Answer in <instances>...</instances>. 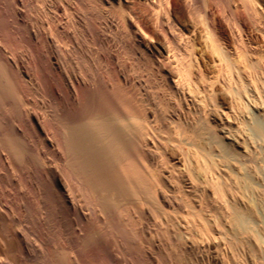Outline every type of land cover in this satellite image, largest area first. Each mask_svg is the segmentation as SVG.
<instances>
[{
  "label": "bare ground",
  "instance_id": "bare-ground-1",
  "mask_svg": "<svg viewBox=\"0 0 264 264\" xmlns=\"http://www.w3.org/2000/svg\"><path fill=\"white\" fill-rule=\"evenodd\" d=\"M5 1L0 185L38 158L36 128L52 124L57 148L40 147L36 173L54 182L61 212L72 207L70 243L104 234L120 264L119 241L141 264H264V0ZM31 8L52 22L24 36L50 51L32 41L25 60L14 43L39 15ZM38 68L53 80L51 119L22 80ZM12 201L0 209L15 224ZM2 216L0 264H11L26 225L10 230Z\"/></svg>",
  "mask_w": 264,
  "mask_h": 264
},
{
  "label": "rangeland",
  "instance_id": "rangeland-1",
  "mask_svg": "<svg viewBox=\"0 0 264 264\" xmlns=\"http://www.w3.org/2000/svg\"><path fill=\"white\" fill-rule=\"evenodd\" d=\"M1 2H0V18H1V21H0V25H1V23L4 25V26H1L0 27V36H1V34L2 33H4V31L5 30H3V29H6V27L7 26H5V21H7L6 20V18H2L3 16H5V0H3V4H2V0H0ZM35 1H39V0H35ZM40 2H42V1H40ZM40 2H37V4H39ZM1 4H2V7L4 8H1ZM44 7V6H43ZM32 9V8H31ZM37 9V8H36ZM36 9H32L31 10V14L32 15H35L36 16V14H39V11L38 10H36ZM45 9V8H44ZM3 11V12H2ZM46 11V10H45ZM49 11H47V12H41V13H43V14H39V15H37L36 17H35V19L33 20V21H29L28 22V20L27 19H25L24 20V22H23V25L22 26H24V27H22V26H20V27H22V28H25V30L27 29V30H34V29H36V28H38L39 26H36L35 27V25H36V23H37V25H39L40 24V18H43V19H46V20H48L49 19V21H51V19H52V17H50V13H48ZM4 13V14H3ZM36 13V14H35ZM46 13H48V14H46ZM2 14H3V16H2ZM46 15H49V16H46ZM53 15V14H52ZM2 16V17H1ZM45 17H48V18H45ZM39 18V22H37V19ZM51 18V19H50ZM2 19H4V20H2ZM27 20V21H26ZM5 23H4V22ZM26 22V23H25ZM35 22V23H34ZM46 22H48V21H46ZM52 22V21H51ZM28 23V24H27ZM34 23V24H33ZM39 23V24H38ZM50 23V22H49ZM26 24V25H25ZM28 25V26H27ZM29 25H30V27H29ZM34 26V27H33ZM2 27H5V28H2ZM29 27V28H28ZM21 28V29H22ZM23 31H24V33L22 34L23 36L21 37V39H19V40H21V42L20 41H18L17 40V38H16V40H17V44H15L14 43V46L16 47V49L18 50V52H20L19 50H21V53L22 52H24V55L23 54H21V53H19L20 55H22L23 57H24V59L26 60L27 58V56L26 55H28V51H30V48L33 46L32 45V43L33 44H35L34 45V47L35 48H40V47H42L43 46V50H44V48L45 47H48L49 48V45H47L48 43H44V45H43V39L41 38V37H34L33 38V40L32 41H34V42H32L31 41V39H32V37L31 38H29V39H27L26 38V36H24V34H27V30L25 31L24 29H22ZM22 30H20V31H22ZM35 31V30H34ZM22 33V32H21ZM52 33H53V35L55 34L53 31H52ZM56 35V34H55ZM26 38V39H25ZM36 39H38L37 41L38 42H42L41 44H39V43H37V41H35ZM41 39H42V41H41ZM30 40V41H29ZM1 41V40H0ZM24 41V42H23ZM22 43L23 42V44L22 45H18V43ZM28 42V43H27ZM32 42V43H31ZM1 44H3V43H1L0 42V45ZM30 44L32 45L31 47H30ZM27 45H29V46H27ZM18 46H21V47H23V49H21V47H18ZM27 46V47H26ZM40 46V47H39ZM25 47V48H24ZM26 48L28 49V50H26ZM48 48H45V49H47L46 51L48 52V51H50V49H48ZM31 49H33V48H31ZM26 51V53H25V51ZM49 53V52H48ZM47 53V54H48ZM22 57V58H23ZM43 69V68H42ZM41 68H38L37 70L38 71H33V74L31 75V77L30 76H28L27 74H23L22 75V80H23V82L24 81H26V78H27V81H26V84H25V82H24V84L25 85H27V86H29V87H33L34 89H35V91H34V94H35V92H37L36 94H35V97H36V101H37V104L39 105H37V108L38 107H43L42 109H38L39 111H41V113H44V115L47 117H49V119H51L52 118V114L54 115V114H56V112H55V108H52V107H54V105H53V99H50V98H52V96H51V93H49L50 92V87L51 86H53V83H51L53 80H52V78H50L51 76H50V72L47 70V71H45V73H44V70L45 69H43L42 70ZM42 71V72H41ZM37 72V73H36ZM41 73V74H40ZM37 75H39V76H37ZM42 75V76H41ZM46 78H45V77ZM36 77V78H35ZM39 77V78H38ZM25 78V79H24ZM31 78V79H30ZM34 78V79H33ZM41 78V79H40ZM35 79H36V81H35ZM39 82H38V81ZM45 80H47L46 82H45ZM48 80H50V81H48ZM52 80V81H51ZM5 81H6V79H5ZM8 81V80H7ZM6 81V82H7ZM28 81H30V82H28ZM34 82L35 83H37L36 85H34ZM45 82L46 84H44L43 85V83ZM28 83V84H27ZM31 83V84H30ZM33 83V84H32ZM42 84V85H41ZM51 84V85H50ZM32 85V86H31ZM49 85V86H48ZM35 86V87H34ZM45 87V88H44ZM47 87H49V89L47 88ZM47 88V89H46ZM44 90V91H43ZM46 90V91H45ZM49 91V92H48ZM50 96H49V95ZM48 97H50V98H48ZM43 102H41L40 100ZM38 100H39V102H38ZM48 100H51V101H48ZM48 101V102H47ZM52 104H51V103ZM48 103H50V104H48ZM45 104H46V109H45ZM48 104V105H47ZM51 110H50V109ZM43 110V111H42ZM52 110H54V111H52ZM45 111V112H44ZM3 112V111H2ZM1 113V112H0ZM46 113V114H45ZM50 113V114H49ZM3 117V113L2 114H0V122H1V118ZM47 117V118H48ZM46 124H43L42 125V127L43 128H39V127H37L36 128V132L40 135V136H38L39 137V140H37V143H35L36 145L34 146H30L31 144H28L31 148H32V150L34 151V154L36 153L37 155H38V158L36 157V159H32V161H30V162H28L26 165H27V169H25L26 168V165H23V164H20L21 165V167H22V172L21 173H18L19 171L18 170H13L14 172H16L15 174L18 176V178H17V176H16V180H15V175L14 176H12L13 175V171H12V173H11V171H10V173L11 174H9V177H11L12 179H14V181H12V182H15L14 184L13 183H8V182H6V181H4L3 182V184L4 185H0L1 187H0V207H2L1 206V204H5L6 203V201L7 202H9V201H12L13 203H14V206H17L18 208H19V210H18V208H17V210H18V212H17V210H16V212H14L15 214H17V216H18V218H19V215H21L22 217H20L19 218V220H18V222L19 223H15L17 226H15V224H13V223H10V221H8L9 219H7L8 217H9V213H10V211H6V210H4V211H2L1 209H0V215L2 216V215H4V216H2L5 220H6V224H7V228H9L10 230H12V229H15L16 230V228H18V226H20V225H26L25 227H27V229H25V227L23 228V226L20 228H18L17 230L19 231V232H22V234L24 235V239H25V241H19V245H18V247L16 248V253H15V258L16 259H14L13 258V261H12V263L14 262V264H40V262H41V264H44L43 262H45V264H56V261H57V264H63V262H64V264L66 263V264H120V263H117V262H114V261H116L115 260V258H114V256H113V254H112V251H111V249L112 248H110L108 245H106L105 244V241H104V234H103V236L101 235V233H100V236L98 235L97 237H96V235L97 234H94L95 235V237L93 236L92 238H94L93 240L90 238V237H88V239L86 240V241H78L77 243H74V244H72L73 242H71L70 243V241L69 240H67L68 238L70 239V230L68 229L69 228V226H68V219H71V210H72V207H71V205H69L70 207H68V208H70V210H68V208H67V212H65V214L63 213V212H61V210L59 209V207L58 206H56V202H55V199L53 200V194L55 193H57L56 191H57V187H55L54 185V182L53 181H51V180H40L39 178H38V175H37V173H36V167L38 166V163H39V165H41V164H43V166H46L45 165V163H46V161H44V158L45 157H43L42 156V154L43 153H41V154H39L41 151L40 150H42L43 148L42 147H45V149H48V150H52L55 146H56V144H55V142H54V139L52 138L51 139V137H52V135H53V130H52V124H51V126L49 127V125H47V126H45ZM61 125L59 124V127H60ZM52 127V128H51ZM45 128V129H44ZM47 128V129H46ZM54 129V128H53ZM39 131V132H38ZM50 134H52V135H50ZM48 136V137H47ZM45 137H47V138H49L50 137V139H46ZM41 138L43 139V141L45 140V142H42V140H41ZM50 140V141H49ZM53 140V141H52ZM41 142V143H40ZM48 142V143H47ZM50 144V145H49ZM54 146V147H53ZM34 147H35V149H34ZM40 147L42 148V149H40ZM53 147V148H52ZM56 148H57V146H56ZM55 148V149H56ZM55 149H53V150H55ZM36 150V151H35ZM39 152V153H38ZM32 155V156H37V155ZM41 156V157H40ZM40 158H42V160L40 159ZM38 159V160H37ZM41 161H40V160ZM46 159V158H45ZM33 161H38L37 163H34ZM33 162V163H32ZM42 162V163H41ZM45 162V163H44ZM26 163V162H25ZM47 163H48V161H47ZM30 164V166H33L34 164H37V165H35V166H33V167H31V168H33V169H31L28 165ZM29 167V168H28ZM39 167V166H38ZM2 168H0V170H1ZM31 169V170H30ZM23 170H25V171H23ZM27 170V171H26ZM2 172H3V170H1ZM23 172H24V174H23ZM33 172L34 173H36V174H33ZM28 173V174H27ZM31 173V174H30ZM27 174V175H26ZM19 175H20V177H19ZM25 177H27V178H25ZM18 179H19V181H18ZM21 179V180H20ZM24 179H26L25 181H24ZM34 180H36V181H34ZM17 181V182H16ZM20 181H21V183H20ZM28 181V182H27ZM39 181V182H38ZM46 181H47V183H46ZM51 181V182H50ZM32 182V183H31ZM33 182H35V185L33 184ZM44 184H43V183ZM6 183V184H5ZM39 183H42V184H39ZM38 184V185H37ZM13 185H15V186H13ZM47 185V186H46ZM48 185H50V186H48ZM45 186V187H44ZM51 186L53 187H55V188H51ZM6 188L5 190V192L7 193V191H9V197L8 196H6V195H3L2 194V189L3 188ZM10 187V188H9ZM13 187H15V188H13ZM44 187V188H43ZM48 189H47V188ZM35 188V189H34ZM49 188H51L50 190H49ZM15 189H18V191H20V192H16L15 191ZM4 190V189H3ZM13 191V192H12ZM41 191V192H40ZM20 193V194H19ZM12 194V195H11ZM14 194H15V196H14ZM36 194V195H35ZM44 194H45V196H44ZM18 195H20V196H18ZM21 195L23 196V197H21ZM16 199H15V198ZM36 197V198H35ZM8 198V199H7ZM24 198V199H23ZM44 198V199H43ZM4 199V200H3ZM12 199V200H11ZM51 199V200H50ZM14 200H15V202H14ZM20 200V201H19ZM25 200H27L28 202H29V204H27V201L26 202H24ZM45 200H46V202H45ZM44 201V202H43ZM11 202V204H13ZM51 202H53V204H51ZM16 203V204H15ZM10 204V205H11ZM22 205V206H21ZM25 205V206H24ZM29 205V206H28ZM50 205H52V206H55L54 208H52V206L49 208V206ZM46 206V207H45ZM21 207V208H20ZM23 207H26V208H28V210L30 209V211L31 212H29L28 210L26 211V210H24V208ZM25 208V209H26ZM44 208H46L45 210H44ZM20 209H23L24 210V212L22 211L21 212V210ZM47 209H48V211H47ZM54 209V210H53ZM56 210H58L57 212H56ZM6 211V212H5ZM26 211V212H25ZM60 211V212H59ZM1 212H3V213H1ZM28 212H29V214H28ZM5 213V214H4ZM8 213V214H7ZM27 215H26V214ZM44 213V214H43ZM55 213V214H54ZM67 213V214H66ZM19 214V215H18ZM42 214V215H41ZM58 214V215H57ZM64 214V215H63ZM8 215V216H7ZM26 215V216H25ZM63 215V216H62ZM68 215H70L69 216V218H67L68 217ZM11 216V215H10ZM25 216V217H24ZM38 216V217H37ZM51 216H53L52 218H51ZM60 216V217H59ZM29 218V220H28V218ZM39 217H40V219H39ZM47 217H50V218H48L47 219ZM59 217V218H58ZM62 217L64 218V219H62ZM73 217V216H72ZM10 218V217H9ZM24 219V221L22 222V219ZM46 218V219H45ZM55 218H57V219H55ZM38 219H39V221H38ZM52 219H54V220H52ZM67 219V220H66ZM57 220V221H56ZM58 220L60 221V222H58ZM29 221H31V222H29ZM55 221V222H54ZM65 221V222H64ZM22 222V223H21ZM52 222H53V224H52ZM62 222H64L63 224H61ZM27 223V224H26ZM39 223V224H38ZM55 223V224H54ZM57 223V224H56ZM75 223V222H74ZM77 223H79V221L77 220ZM5 224V225H6ZM43 224H45V225H43ZM9 225V226H8ZM36 225V226H35ZM51 225V226H50ZM59 225V226H58ZM63 225V226H62ZM35 226V227H34ZM62 226V227H61ZM14 227H16V228H14ZM32 229H31V228ZM65 227V228H64ZM91 227H93V225H91ZM22 228H23V230H22ZM53 228H55V229H53ZM94 228V227H93ZM91 229V231H93V232H95V229ZM57 229H59V230H57ZM98 229L99 228H97V231H98ZM16 230V231H17ZM21 230V231H20ZM27 230V231H26ZM39 232H38V231ZM50 230V231H49ZM54 230V231H53ZM57 230V232H55ZM23 231H25L24 233H23ZM33 231V232H32ZM40 231L42 232V234L40 233ZM58 231H61V232H63V233H61V232H59L58 233ZM66 231H69V232H67L66 233ZM36 234H35V233ZM48 232H50V235H48L49 233ZM56 234H55V233ZM58 233V234H57ZM37 234H39V235H37ZM45 234L47 235V240H49V242L50 243H48V245H46V244H44V239L42 238V237H44V238H46V236H45ZM51 234H52V236H51ZM26 235V236H25ZM28 235V236H27ZM54 235V236H53ZM30 236H32V237H30ZM49 236H51V237H49ZM62 236V238H60ZM67 236V237H66ZM39 239H38V238ZM55 237H57V238H55ZM63 237H65V238H63ZM102 237H104V238H102ZM33 238V239H32ZM35 238V239H34ZM40 238L41 239H43V240H40ZM53 238H55V239H53ZM96 238V239H95ZM61 239V240H60ZM66 240V241H64V240ZM63 240V241H62ZM83 240H85V239H83ZM99 240V241H98ZM30 241V242H29ZM35 242V243H33V244H35V245H33L32 244V242ZM39 241H41V242H39ZM60 241V242H59ZM68 241V242H67ZM95 243V244H93V242ZM97 241V242H96ZM104 241V242H103ZM25 242V243H24ZM63 242H65V243H63ZM83 242H86V244L85 243H83ZM91 242V243H90ZM21 243V244H20ZM28 245H27V244ZM63 243V244H62ZM70 243V244H69ZM30 244H32V245H30ZM36 244L37 245H39L38 247L36 246ZM40 244L42 245L43 244V246L41 247L40 246ZM52 244L54 245V247H52ZM79 244V245H78ZM82 244V245H81ZM83 244H84V246H83ZM90 244H92V245H90ZM101 244V245H100ZM73 245V246H72ZM98 245H100V246H98ZM57 248H56V247ZM58 246H60V247H58ZM63 246H70V247H63ZM74 247L73 248V250L74 251H71L72 249V247ZM78 246V247H77ZM97 246V247H96ZM19 247H20V249H19ZM34 247V248H33ZM49 247V248H48ZM76 247H77V250H76ZM82 247V248H81ZM99 247V248H98ZM101 247V248H100ZM122 247H124V245L122 244V242L121 241H119L118 242V251H119V253H121L122 252V250H123V261H121L122 262V264H141V263H138V261L136 262L134 259H133V261L131 262L130 260H132L131 259V257H130V255L128 256L127 255V251H125V248H122ZM25 248V249H24ZM28 250H27V249ZM33 248V249H32ZM44 248V249H43ZM53 248H55L56 250H52ZM79 248V249H78ZM86 250H85V249ZM91 249V250H93V251H91V250H89V249ZM19 249V250H18ZM35 249H39L38 251V253H37V251L35 250ZM62 251H61V250ZM66 249V250H65ZM80 249L82 250L81 252H80ZM88 249V250H87ZM100 249H101V251H102V253H101V251H100ZM105 249V250H104ZM110 249V250H109ZM122 249V250H121ZM22 250V251H21ZM29 250H30V252H29ZM50 250H52V251H50ZM85 250V251H84ZM28 253H27V252ZM55 251V252H54ZM65 251V253H63ZM88 251H91V252H93V254H89V252ZM67 252V253H66ZM69 252V253H68ZM90 252V253H91ZM97 252H99L100 254H96ZM18 253H20V254H18ZM30 253V254H29ZM35 253V254H34ZM43 253V254H42ZM57 255H59V256H56V254ZM71 253V254H70ZM107 253V254H106ZM18 256H17V255ZM65 254V256L63 257V255ZM67 254V255H66ZM75 254V256H73ZM82 254L84 255V256H87L86 257V259H85V257L84 256H82ZM98 256H96V255ZM103 254V255H102ZM127 256H126V255ZM36 255V256H35ZM55 255V256H54ZM68 255H69V257H68ZM77 255V256H76ZM80 255V257H78ZM89 255V256H88ZM125 255V256H124ZM41 256H44V257H41ZM48 257V259H47V257ZM61 256V257H60ZM102 256V257H101ZM103 256H105V257H103ZM20 257H22L21 259H20ZM24 257H26L25 258V260H24ZM68 257V258H67ZM71 257V258H70ZM79 259H78V258ZM92 257V258H91ZM39 260H38V259ZM40 258H41V261H40ZM50 258V259H49ZM60 258V259H59ZM63 260H62V259ZM64 258H66V259H64ZM84 258V259H83ZM127 258V259H126ZM130 258V260H128ZM58 259H59V261H58ZM83 259V260H82ZM101 259V260H100ZM102 259H106V260H104V262H103V260ZM108 259V260H107ZM45 260V261H44ZM81 260V261H80ZM84 260H86V261H84ZM112 260H114V261H112ZM125 260H128V261H125ZM43 261V262H42ZM99 261V262H98ZM102 261V262H101ZM111 261V262H110ZM25 262V263H24ZM59 262V263H58ZM97 262V263H96ZM123 262H125V263H123ZM131 262V263H130ZM11 263V264H12Z\"/></svg>",
  "mask_w": 264,
  "mask_h": 264
}]
</instances>
